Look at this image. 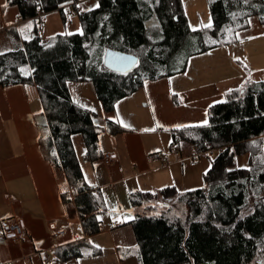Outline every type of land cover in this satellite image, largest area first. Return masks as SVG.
I'll list each match as a JSON object with an SVG mask.
<instances>
[{
  "label": "trees",
  "instance_id": "trees-1",
  "mask_svg": "<svg viewBox=\"0 0 264 264\" xmlns=\"http://www.w3.org/2000/svg\"><path fill=\"white\" fill-rule=\"evenodd\" d=\"M77 2L7 0L6 6L19 4L23 16L72 4L81 31L46 43L36 30L24 48L0 53V85L38 87L45 116L44 121L35 117L40 153L65 172L72 194L62 192L63 201L75 206L85 234L92 235L102 230L99 215L107 206L102 192L85 180L73 137L81 134L86 151L97 154L104 126L74 100L70 83L94 81L98 99L112 111L142 83L130 72L108 69V48L138 55L144 79L173 75L184 70L188 53L181 69L163 68L172 67L188 45L198 44L196 54L203 53L237 42L252 16L264 23V0H208L211 27L196 30L189 26L182 0H98L88 10H80ZM106 127L109 133L121 130L113 121ZM171 134L177 148L188 142L201 150L211 146L218 154L204 173V187L181 191L167 185L131 194L139 264H264V80L247 79L229 88L223 101L209 107L206 124ZM242 154H248V166L236 165ZM159 197L166 203H150ZM89 245L81 240L55 253L60 260L95 254H85Z\"/></svg>",
  "mask_w": 264,
  "mask_h": 264
},
{
  "label": "crops",
  "instance_id": "crops-1",
  "mask_svg": "<svg viewBox=\"0 0 264 264\" xmlns=\"http://www.w3.org/2000/svg\"><path fill=\"white\" fill-rule=\"evenodd\" d=\"M6 2L0 0V53L24 48L36 30L40 36L45 33L42 41L46 43L58 34L69 33L65 8L72 12V4L37 16H23L19 4L6 6ZM45 15L48 21L44 26L39 21L44 22ZM203 23L191 29L211 24V13ZM209 52H214L208 57L211 62L197 66L196 73L190 72L189 58L184 70L165 79H152L160 81H147L148 85L120 99L114 110H105L101 101L99 108H89L104 131L99 138V152L83 153L82 169L85 180L102 192L107 206L106 212L99 215L102 230L92 235L85 234L75 206H66L63 201L62 192L72 194L65 172L40 153L35 117L44 121L45 116L38 87L34 83L0 85V264H139L134 252L137 238L130 223L135 216L131 194L174 185L177 168L183 175L197 170L183 164L192 145L186 149V142L180 148L172 145L171 132L208 121L209 107L223 101L229 88L247 79L264 80V23L257 16L250 17L249 26L238 32L237 42L201 54ZM213 71L211 79L202 77ZM182 72L191 83H179L176 74ZM108 121L118 123L121 130L109 133ZM167 150L172 152L169 159L168 153H162ZM175 150H181L182 156ZM107 152L116 154L109 163L104 160ZM156 153L160 158L154 156ZM170 165L174 174L163 182ZM206 171L201 173L203 177ZM204 186L195 183L181 189ZM10 218H18L24 225L22 237L15 241L6 239L2 231L3 221ZM57 229H65V233L54 237ZM81 240L90 244L85 254H95L57 258L56 249Z\"/></svg>",
  "mask_w": 264,
  "mask_h": 264
},
{
  "label": "rangeland",
  "instance_id": "rangeland-1",
  "mask_svg": "<svg viewBox=\"0 0 264 264\" xmlns=\"http://www.w3.org/2000/svg\"><path fill=\"white\" fill-rule=\"evenodd\" d=\"M182 3H183V7L185 10L186 16L189 17L190 28L194 29V28H197L201 25H205L203 23V21L206 18H208L209 14H210L209 7L207 4V0H182ZM77 5L80 8V10H88V9H92V8L96 7L98 5V0H78ZM57 13L59 14V12H57ZM65 13L67 14V17H68V24L66 25L67 32L81 31V25H80V22L78 20L77 12L74 10H72V12H71L70 8L66 7ZM65 19H66V17H65ZM47 21H48V16L45 15L44 22L39 21V23L43 24L45 26ZM45 36H46L45 33L41 34L42 39ZM198 48H199L198 44L188 45L183 50V52L181 53L182 56H179L176 58L175 64L168 69L163 68V71L164 72H175V71L181 69L184 66V62L186 59L184 57V54L188 53L187 57L189 56V58H191L189 60L190 72L196 73L198 70L197 66L204 65L205 63L208 64L209 62H211V61H208L209 60L208 57L211 56L212 54H214V52H209L208 54H201V53L196 54ZM229 54L232 56L237 55L236 52L231 53V51H229ZM221 57L222 56H219L217 59H220ZM141 66H142V61L139 60L137 66L133 69L134 71L133 70L130 71L131 75H136L137 78L140 79L139 81H140V83H142V86H140L139 88H142L143 85H145V86L148 85V83L150 82L149 80H152V79H144L145 76L143 74H145V72L143 73V70H141ZM214 70H216V68H214ZM214 72L215 71L208 73V74L204 73L202 77L206 78V79L207 78L211 79L213 77V75H215ZM162 74L163 73L161 72V75ZM176 75H179V77H180V79H179L180 84L191 83L189 81H186L183 78L186 76V73L182 72V74L179 73ZM161 78L163 79L164 76L160 77L159 79L161 80ZM160 80H152V81H160ZM147 81H149V82H147ZM70 86L72 89L71 90L72 91V97L74 98V100L76 102L83 105L84 107L99 108V104L101 105V103L99 102L100 100L98 99L97 90H96L94 81H92V80H81V81L70 83ZM96 110L99 111V109H96ZM204 114L205 115L207 114V109H206ZM206 119H208V117H206ZM197 120H200V119L198 118ZM73 141H74L77 153L79 154V156L83 162V160H84L83 153L86 152L87 149H86L82 135L81 134L74 135ZM186 143H187V145L183 146V147H185V149L188 145L191 146L190 143H188V142H186ZM193 147L194 146L192 145V147H190L188 150L192 149ZM162 153H165V154L168 153V159L171 158V156H172V154H171L172 152H169L168 150L164 151ZM174 153L179 154L180 157L182 156L181 150H178V151L175 150ZM187 154L188 153H186V155ZM217 154H218V150H215L212 153L202 154L197 159V161L195 163H192L191 160L186 158L184 160L183 164H185L187 167H194L193 169H197V170H193L192 172L188 171V173L183 175L180 173L181 169L177 168V169H179L177 176H176L177 178L175 179V177H174V181L172 183H174V185H176L178 190L179 189L182 190L181 188H185V187L189 188L187 186H192L195 183L199 184L200 186L205 185V180H204V177L201 175V173H203L204 171L207 170V168L210 167L211 161L214 159V157ZM248 164H249L248 154H242V155L237 156V158H236V165L237 166H248ZM198 172L202 176V178L199 177ZM170 173H172V175L174 174L173 165L167 166V176L164 177L165 181H163V182H167L166 179H168L170 177ZM165 184H169V183H162L161 185H165ZM177 184H179V186ZM148 187H151V186H148ZM154 191H156V190L154 189ZM171 199H173V197ZM160 200L162 202L165 201L162 198H155L150 203L151 204H160L161 203Z\"/></svg>",
  "mask_w": 264,
  "mask_h": 264
},
{
  "label": "built area",
  "instance_id": "built-area-1",
  "mask_svg": "<svg viewBox=\"0 0 264 264\" xmlns=\"http://www.w3.org/2000/svg\"><path fill=\"white\" fill-rule=\"evenodd\" d=\"M39 32L42 31L41 28L38 29ZM216 149L212 148L211 146L208 147L205 150H201L198 147H193L187 155H184L187 157V159L191 160L192 162H196L197 159L202 155V154H208L214 152ZM156 158H160V154L156 153L154 154ZM116 157V154L113 152H107L104 155V160L106 163H109ZM164 163L168 164L169 161H164ZM73 196V195H71ZM2 231L8 240H18L22 237L24 233V225L23 222L18 219V218H10L6 219L2 223ZM65 233V229H57L54 231V237H59L60 235Z\"/></svg>",
  "mask_w": 264,
  "mask_h": 264
},
{
  "label": "water",
  "instance_id": "water-1",
  "mask_svg": "<svg viewBox=\"0 0 264 264\" xmlns=\"http://www.w3.org/2000/svg\"><path fill=\"white\" fill-rule=\"evenodd\" d=\"M138 62V55L113 48H108L104 57V63L108 68L121 73L132 71Z\"/></svg>",
  "mask_w": 264,
  "mask_h": 264
},
{
  "label": "snow or ice",
  "instance_id": "snow-or-ice-1",
  "mask_svg": "<svg viewBox=\"0 0 264 264\" xmlns=\"http://www.w3.org/2000/svg\"><path fill=\"white\" fill-rule=\"evenodd\" d=\"M208 27H211V25L209 24V25H208ZM204 123L206 124V123H207V121H205ZM178 127H180V126H178Z\"/></svg>",
  "mask_w": 264,
  "mask_h": 264
}]
</instances>
